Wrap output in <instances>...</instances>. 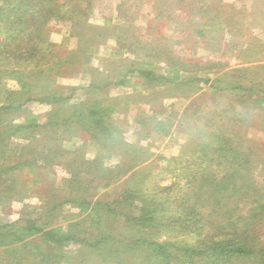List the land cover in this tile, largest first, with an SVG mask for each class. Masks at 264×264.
Listing matches in <instances>:
<instances>
[{
    "label": "rangeland",
    "instance_id": "obj_1",
    "mask_svg": "<svg viewBox=\"0 0 264 264\" xmlns=\"http://www.w3.org/2000/svg\"><path fill=\"white\" fill-rule=\"evenodd\" d=\"M14 5L0 0V264L126 259L80 243L57 247L38 234L15 240L9 231L21 234L26 218L46 229L109 235L116 243L150 234L161 242L198 244L200 236L178 209L174 190H162L171 185V174L161 179L159 173L172 158L186 161L191 141L201 140L190 114L211 99L217 89L212 80L235 67L264 64V0H97L92 17L81 24L50 21L55 45L39 62L3 52L7 25L16 20ZM124 25L139 39L168 45L181 61L202 63L195 74L210 81L177 87L128 74L132 62L135 68L175 73L167 61L118 44V28ZM178 74L181 82L189 72ZM243 74L264 78V72ZM102 107L109 108L104 119L117 129V141L111 129L90 125ZM263 118L261 109L240 132L256 141L259 157H264ZM257 177L263 181L264 173ZM136 196L169 208L165 223L148 234L127 221L142 210ZM257 229L264 241V228Z\"/></svg>",
    "mask_w": 264,
    "mask_h": 264
},
{
    "label": "trees",
    "instance_id": "obj_2",
    "mask_svg": "<svg viewBox=\"0 0 264 264\" xmlns=\"http://www.w3.org/2000/svg\"><path fill=\"white\" fill-rule=\"evenodd\" d=\"M12 1L16 20L7 25L10 29L1 42L3 52L15 59L39 62L51 56L55 45L50 38V21H70L73 27L81 24L92 17L97 0ZM121 16L120 13L118 17ZM117 33L118 44L132 52L140 48L144 57L167 61L170 72L175 73L170 76L151 68H135L132 62L128 74L136 73L149 82H176L177 87L182 83L201 81L207 84L210 81L195 74L204 67L202 63L181 61L182 57L173 54V49L161 41L139 39L129 25L118 28ZM73 34H76L75 30ZM181 70L189 74L180 82L178 73ZM243 72L263 73L264 64L235 67L223 73L222 78L212 80L217 89L211 92V99L190 114L198 130L195 134L198 133L201 140L191 141L185 151L189 153L186 161L172 158L159 173L161 179L165 173L171 174V185L162 190H174L178 209L194 223L200 236L198 244L161 242L150 238L148 233L165 223L163 217L169 208L154 198L143 196L133 198L140 201L142 210L128 217L127 221L136 229L149 231L148 236L133 234L128 240L120 239L116 243L109 235L89 237L79 229H46L32 218L24 219L21 234L9 232L15 240L38 234L45 242L57 247L80 243L82 247L101 251L103 255L121 253L126 259L120 258L119 264H238V260L264 264V241L257 229L264 228V180L259 181L257 177L264 173V157L258 156L256 141L240 134L242 126L249 124L252 117L264 109V78L260 80L254 76L248 79ZM108 109H96L90 125L101 127L104 132L111 129L109 135L117 141L120 137L117 129L111 123L107 125L104 119V112ZM261 128L264 131V120ZM3 135L0 132V137Z\"/></svg>",
    "mask_w": 264,
    "mask_h": 264
}]
</instances>
